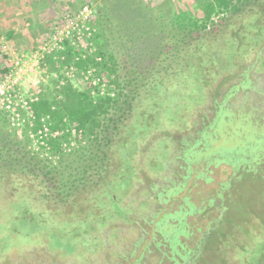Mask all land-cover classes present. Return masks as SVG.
<instances>
[{
    "label": "trees",
    "instance_id": "16d2710c",
    "mask_svg": "<svg viewBox=\"0 0 264 264\" xmlns=\"http://www.w3.org/2000/svg\"><path fill=\"white\" fill-rule=\"evenodd\" d=\"M192 2L193 13L171 6L154 13L142 0H88L90 7L92 3L95 4V13L90 23L93 30L91 38L88 39L91 46L81 53H75L66 43L65 51L61 53L65 56L64 61H54L49 56L45 57L44 61L50 74H59L65 65H72L78 73L97 68L108 87L100 94L99 86H91L89 82H86L83 88H74L69 81L60 85V80L64 78L59 74L58 79L50 80L53 94L41 92L38 101L31 104L33 125L29 127L26 124L22 130L24 143L31 146L28 132L36 135L43 124L47 126L49 136L45 140L48 150L44 149L45 155H42V161L46 164H51V159L60 160L72 153L82 159L86 151L84 145H88L89 160L92 162L88 167L93 171L88 173L84 170L80 177L82 188L80 191L72 189L68 199L75 196L76 199H87L89 196L94 211H113L121 208L122 211L119 209L117 214L110 212L111 217L106 227L115 221H126L133 215L146 214L144 222L149 227L154 225L153 235H160L168 244L171 257H179L178 248L183 249L178 239L179 234L184 238H189L191 234V231H184V228L187 225L186 216L194 214L195 208L188 202L187 194L183 197L174 196L184 189L193 170L192 165L201 160L209 163L222 162L233 168L245 162L251 165V160L259 159L264 150V86H260L262 83L258 81V77L254 78V75L264 72V0ZM11 36L12 34L7 32L4 37L9 40ZM102 39L107 42L101 43ZM110 39L116 41L114 45L118 53L134 67L132 72L125 74L124 79H127V74H131L129 76L132 80L127 79L125 83L120 81V63L110 48ZM165 50L169 51L165 53ZM169 53L170 62L162 70L156 71L155 63L159 64L160 56L165 55V60ZM81 54H84V57H81ZM74 56L77 57L76 61H73ZM7 71L6 67H2L0 75L6 74ZM234 77L240 78V90L251 85L248 91L251 94L246 93V96H252L253 105L249 104L247 97L241 103L237 98L236 103L229 102L238 88L237 85L230 87L219 102L212 100V93L217 92L222 85L231 83ZM136 79L139 85L135 88L133 83H136ZM195 83L200 86L203 102L191 110H184L180 122L165 119L164 122L161 117L152 119L156 107L157 111L164 108L161 102L169 92L185 94L188 87ZM129 86L133 89L130 88L126 92L125 89ZM212 105L215 107V113L208 121L203 109ZM0 116L3 122L7 123L4 115ZM197 116L208 122L200 131L199 139L190 140L191 137L187 134L177 136L189 132ZM223 121L229 124L223 128L226 136L235 135L240 140L238 145L232 146L231 141L215 145L219 140L217 129L221 128ZM72 130L74 134L71 133ZM54 133L58 134L53 136ZM158 138L164 139L166 154L161 156V159H154L162 166L161 173L154 175L149 174L143 160L145 153L150 156L149 149ZM72 140L77 145L83 144V147L79 146L72 152L69 147ZM132 145H135L136 151L131 153L128 161L124 158L123 151ZM22 150L24 148L21 146L16 148V152L20 151L22 157L29 154L26 162L34 159V154ZM154 150L160 151V148ZM178 157L185 164L183 167L179 166L184 174L174 177V181H171V196L174 197L173 201L179 203L178 210L172 215L170 209H165L162 215L161 210L151 214L149 205L155 196L159 202H164L163 200L170 196L165 189L169 187L167 181L171 178L172 161ZM149 159L151 158H146ZM126 167L134 174L127 187L132 188L124 193L117 188L116 191L113 190L116 196L108 191L105 196H100L106 183L111 186L118 179L125 178ZM198 168L199 166L196 170ZM136 177L138 182H135ZM34 198L35 207L42 203L49 210L55 208V203L39 201L37 196ZM67 202L68 200L62 201L61 207L66 209ZM120 204L123 207H120ZM219 218L214 221L212 227L208 226V230L196 242L194 249L184 253L182 263L191 259L187 264H195L196 260L204 256L206 249L199 247L204 240L212 236ZM88 219L97 220L91 216ZM164 225H167L166 230L163 229ZM101 233L102 229L98 236L104 246L105 241ZM233 241L235 248L226 249L228 254L229 249L232 250V264H245L243 258L249 257L250 254V260L246 264H264V227L255 225L251 227L247 238L235 236ZM247 243L257 247L255 254L254 248H247ZM138 260L132 264H136ZM222 262L224 263V259Z\"/></svg>",
    "mask_w": 264,
    "mask_h": 264
},
{
    "label": "rangeland",
    "instance_id": "374dc122",
    "mask_svg": "<svg viewBox=\"0 0 264 264\" xmlns=\"http://www.w3.org/2000/svg\"><path fill=\"white\" fill-rule=\"evenodd\" d=\"M142 1L154 13L169 6L193 13L192 0ZM80 3V0H0V37L5 39L4 36L7 33L5 31L11 26L16 29H23L24 39H16L13 43L8 44L9 48L16 53L29 50L35 51L39 44L47 38L49 32L61 23L62 17L67 13L75 12ZM91 8L94 16L95 4L92 3ZM105 42L107 40L102 39L101 43ZM108 42H111L109 44L110 48L116 54L120 63L118 70L120 81L125 83L127 79L132 80L129 76L131 74H127V79H124L125 74L132 72L134 67L129 64L124 56L118 53V49L114 45L115 40L110 39ZM168 51L165 50L164 52L167 53ZM168 55L169 57L165 60L163 59L165 55L160 56L159 64L156 65L157 62L155 63L156 71L162 70L170 62L171 53ZM147 62L150 61L147 60ZM262 65H264V61ZM2 67L7 68L8 61L5 56L0 54V69ZM55 75L58 76V73H55ZM255 77L259 78L258 81L262 83L260 86L263 87L264 72L254 75ZM41 78L43 81L39 86L40 91L52 95L50 80L55 79V77L53 73H48L47 65L45 73L41 74ZM239 80L240 78L234 77L231 83L222 85L217 92L212 93L213 99H211L219 102L230 87L237 85L238 88L230 97L229 102L236 103L237 98L241 103L247 97L249 104L253 105L252 96H248L251 85H248L249 88L247 86L244 90H240ZM25 84H28L27 81H25ZM71 85L74 88H83L84 84L79 74L76 75ZM133 85L135 88L138 87L137 79ZM130 88L133 89L132 86H129L125 91L128 92ZM188 88L185 94L181 95L169 92L161 102V104H164V108L157 111L156 107L152 113V119L161 117L164 122L165 120L180 122L182 120L180 116L184 113V110H191L196 105H200L203 102L200 86L195 83ZM246 93H248L247 96ZM203 110L209 121L215 113V107L212 105L205 107ZM202 119V117L197 116L195 121L193 120L195 124L189 132L177 136L181 137L187 134L190 135V140L199 139L200 131L204 125L208 124ZM228 139V142L231 141L232 146L240 143V140L233 134ZM163 140V138H158L153 142L152 147L149 149L150 156L145 153L143 165L147 167L149 174L157 175L161 173L162 166L154 159L166 154ZM20 146L24 148L22 151L35 154V152L29 150L30 146L24 143L22 130L18 131L10 128L0 116V157L3 162H8V165L12 164L16 166L15 168L20 169L19 165L26 162V158L30 157L28 153L27 156L21 157V152H16V148ZM79 146L82 148L83 144L77 145L73 140L69 144L72 152ZM84 146H86V151L82 159L74 153L60 160L51 159V164L42 161L43 156L41 153H36L34 159L29 158L31 163L37 165V168L28 167L29 174L25 176L28 175L27 178L32 180L31 182L38 186L40 190L49 192L47 195L52 196V204L60 203L59 206L55 205L53 210H49L42 203L38 207L34 206L36 202L34 196L37 195L35 186L23 187L22 184L24 183H18L17 181L11 182V189L5 186L6 182L4 187L0 185V264H132L141 255L136 264H187L191 259L182 263L184 253L194 249L196 242L208 230V226L212 227L214 221L219 217L217 227L213 230L214 233L207 240H204L199 247L206 249L203 253L204 256L196 260L195 264H232L231 258L234 256L232 250L229 249L228 254L226 249L229 247L235 248V242L233 241L235 236L236 238H247L251 227L255 225L264 227V150L259 159L251 160V165L245 162L233 168L230 165L216 162L209 163L205 160L192 165L196 168L199 166L198 173L201 176L194 180L193 186L189 185L187 190L189 192H185L188 202L195 208L194 214L186 216L187 225L184 228V231H191V234L189 238H184L179 234L178 239L183 248L182 250L181 247L178 248L181 257H171L169 246L162 240V237L156 234L150 236V227L143 220L146 214L133 215L126 221H115L106 227L112 210H92V201L89 196L87 199L85 197L76 199L77 196L68 199L72 189L80 191L82 188L80 177L83 175L84 170L88 173L93 171L88 167L89 164H92L89 160L90 148L87 149L88 145ZM157 147L160 148V151L154 150ZM135 151V145L127 146L123 151L124 158L129 161L131 153L134 154ZM146 158L153 160H146ZM172 162L171 178L170 181H167L169 187L165 189V192L170 196L167 200H163L164 202L157 201L158 199L155 196L152 199L153 202L149 205L151 214H156L161 210L160 215H162L165 209H170L172 215L178 210L179 203L173 200L180 193L174 197L171 196V181H174V177L184 174L179 166L183 167L185 164L179 157ZM126 170L124 179H118L111 186L106 183L99 195L105 196L107 191L112 193L117 188H120L123 193L130 190L132 186L127 187H129V182L133 180L134 174L127 167ZM137 179L138 177H136L135 182H138ZM155 180L157 181V179ZM138 185H141V183H138ZM58 186L59 188H57ZM57 195L59 196L57 197ZM112 195L116 196L114 192ZM67 200L68 207L64 209V207H61V202ZM100 203H103L101 197ZM119 206L123 207L121 204ZM119 209L121 210V208ZM119 209L116 208L112 213L117 214ZM90 216L97 220H89ZM166 226L164 225V230L167 229ZM86 228L88 234L85 231ZM101 229L105 241L104 246L98 236ZM149 237L152 239L148 240ZM247 245L250 250L254 248L252 243H247ZM93 251L96 252L92 254ZM256 251L257 247L253 249V253L255 254ZM250 257L251 254L249 257L243 258L245 264L248 263ZM222 259H224V263Z\"/></svg>",
    "mask_w": 264,
    "mask_h": 264
},
{
    "label": "built area",
    "instance_id": "2783aa9c",
    "mask_svg": "<svg viewBox=\"0 0 264 264\" xmlns=\"http://www.w3.org/2000/svg\"><path fill=\"white\" fill-rule=\"evenodd\" d=\"M80 1L79 8L73 13L65 14L61 23L49 32L47 38L39 44L35 51L28 54L16 53L0 37V54L8 61L7 73L0 75V113L4 115L10 128L19 131L23 130L26 124L29 127L33 125L34 114L31 104L38 101L41 93L39 87L43 81L41 74L46 70L44 58L49 56L54 61H64L65 56L61 53L65 51L66 43L73 48L75 53H81L91 46L88 39L91 38V30H93L90 26L93 18L92 9L88 0ZM81 57H84V54H81ZM76 60L77 57L74 56L73 61ZM56 67L60 68L58 64ZM53 74L55 79H58V76ZM59 74L65 79H59L60 85H63L65 81L72 83L79 74L83 84L89 82L91 86H99L100 94H103L108 87L104 76L97 68H89L78 73L72 65H65L60 69ZM25 81L28 84H25ZM41 122H44L43 118ZM71 133L74 134V131L72 130ZM57 134L54 133L53 136ZM48 136L49 130L44 124L36 135L29 131L31 151L45 155L43 151L48 150L45 140Z\"/></svg>",
    "mask_w": 264,
    "mask_h": 264
},
{
    "label": "flooded vegetation",
    "instance_id": "af4514ba",
    "mask_svg": "<svg viewBox=\"0 0 264 264\" xmlns=\"http://www.w3.org/2000/svg\"><path fill=\"white\" fill-rule=\"evenodd\" d=\"M225 126L227 127V126H229V124H226V122L223 121V122H221V125H220L221 128L217 129V137L219 138V140L216 142L215 145H220V144L223 143V141H225V142L229 141L228 137L226 136V132L223 129V128H225ZM213 140H215V139H213ZM21 157H22V154H21ZM220 163H222V162H220ZM224 165H229V164H224ZM30 166L35 168L37 165H35V164L31 163V162H29V163L28 162H24L23 164L19 165V167H21V168L18 169V168H15L16 167L15 165H12V164L8 165V162H3V160L0 157V185H3V187H4V183L6 182L5 186L10 188L11 187L10 186L11 182L17 181L18 183H21V182L24 183V184H22L23 187L29 188V187L35 186L36 190H37V195L36 196H37L38 200L39 201L42 200L43 202L49 201L52 204V202H51L52 196H50V194L47 195L49 192H43L42 190H40V188L38 186L34 185L33 182H31L32 180L27 178L28 175L25 176L26 174H29L28 167H30ZM192 168H193V170H192V172L189 175L187 183H186L184 189L178 195V197L185 196V194H186L185 192L188 190L189 185L192 186L193 183H194V180L196 179V176L199 175V173H198L199 168L197 170H196V167H192ZM17 171H18V174H17ZM23 176H25V177H23ZM30 176H32V175H30ZM1 180L3 181L2 182L3 184L1 183ZM49 180L50 181L51 180L54 181L53 179H49ZM57 188H59V186ZM58 196L59 195H57V197ZM55 205L59 206L60 203H55ZM153 226H154L153 224L150 226V236L151 237H152L153 232H154ZM151 237H149L148 240H151L152 239Z\"/></svg>",
    "mask_w": 264,
    "mask_h": 264
},
{
    "label": "crops",
    "instance_id": "0c3cea01",
    "mask_svg": "<svg viewBox=\"0 0 264 264\" xmlns=\"http://www.w3.org/2000/svg\"><path fill=\"white\" fill-rule=\"evenodd\" d=\"M5 32H8V33L12 34V36L10 37L9 40H5L4 39L5 42L7 43V45L10 44V43H13L16 39H18V40L24 39L23 37L25 36V33H24L23 29H20V28L16 29L14 26H11ZM31 51L30 50L29 51H21V53L28 54Z\"/></svg>",
    "mask_w": 264,
    "mask_h": 264
}]
</instances>
